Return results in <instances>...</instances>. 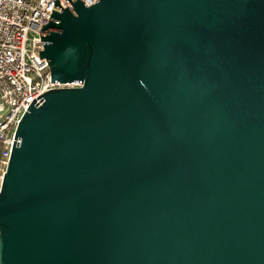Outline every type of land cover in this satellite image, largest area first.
I'll use <instances>...</instances> for the list:
<instances>
[{"label": "water", "instance_id": "95a60500", "mask_svg": "<svg viewBox=\"0 0 264 264\" xmlns=\"http://www.w3.org/2000/svg\"><path fill=\"white\" fill-rule=\"evenodd\" d=\"M55 0L53 89L15 131L0 264H264V0Z\"/></svg>", "mask_w": 264, "mask_h": 264}, {"label": "built area", "instance_id": "2783aa9c", "mask_svg": "<svg viewBox=\"0 0 264 264\" xmlns=\"http://www.w3.org/2000/svg\"><path fill=\"white\" fill-rule=\"evenodd\" d=\"M96 1L83 0L87 7ZM54 6L55 0H0V190L15 131L28 106L53 89L81 87L80 83H52L46 60L39 58L41 27L50 22L52 10L60 12Z\"/></svg>", "mask_w": 264, "mask_h": 264}]
</instances>
